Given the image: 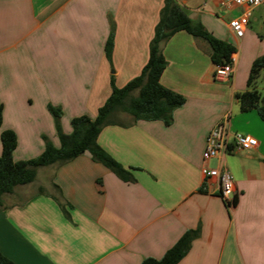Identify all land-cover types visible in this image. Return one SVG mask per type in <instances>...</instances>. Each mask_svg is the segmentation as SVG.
Returning <instances> with one entry per match:
<instances>
[{"label": "crops", "instance_id": "1", "mask_svg": "<svg viewBox=\"0 0 264 264\" xmlns=\"http://www.w3.org/2000/svg\"><path fill=\"white\" fill-rule=\"evenodd\" d=\"M176 2L234 46L231 77L215 79L205 40L174 33L162 44L167 65L159 78L185 97L171 122L133 121L129 115L97 135L133 179L122 180L87 151L38 167L33 181L1 198L0 252L13 264H139L161 257L194 228L198 236L175 264H264V120L255 109L240 111L234 98L247 88L250 65L264 52L262 45H249L248 35L253 11L264 5L252 8L238 39L228 21L243 6L225 10L219 0ZM162 4L0 0V131L16 135L14 160L37 156L44 136L59 145L48 104L60 107L61 129L70 133L71 118L96 115L110 94L112 74L121 87L140 73ZM111 22L108 61L104 43ZM219 123L231 133L253 135L257 146L204 160L206 136ZM221 164L234 182L228 200L220 196L216 178L201 172L204 165Z\"/></svg>", "mask_w": 264, "mask_h": 264}, {"label": "trees", "instance_id": "2", "mask_svg": "<svg viewBox=\"0 0 264 264\" xmlns=\"http://www.w3.org/2000/svg\"><path fill=\"white\" fill-rule=\"evenodd\" d=\"M185 31L194 37L205 40L211 49L210 60L216 67L232 63L231 55L234 46L208 31L202 22L192 20L176 0H163L154 33L148 45V58L140 73L123 86L115 85L113 74L110 76L111 91L104 103L98 107L96 115H79L71 118L70 133H64L60 125L62 111L60 107L48 104L59 145L54 146L47 137H43L44 148L35 157L14 160L13 150L16 146V135L10 129L0 131V205L2 195L10 193L17 185L26 184L35 178L38 167L52 163H62L73 159L83 152H88L91 159L102 163L122 180L133 179L129 170L113 159L97 142V135L107 124L122 123L116 114L123 112L130 115L133 121L161 120L169 124L173 110L182 105L185 97L160 83V75L167 65L162 53V44L174 33ZM114 24L111 22L104 53L111 60L113 50ZM264 70V52L255 57L250 65L246 80V89L236 92L234 98L240 111L255 109L264 120V94L256 88L259 73ZM135 93V94H134ZM3 105L0 103V126L2 123ZM236 199L233 197L232 203ZM199 234V228L187 229L167 248L161 257H145L139 264H175L189 250L191 241ZM0 264L13 262L0 252Z\"/></svg>", "mask_w": 264, "mask_h": 264}, {"label": "built area", "instance_id": "3", "mask_svg": "<svg viewBox=\"0 0 264 264\" xmlns=\"http://www.w3.org/2000/svg\"><path fill=\"white\" fill-rule=\"evenodd\" d=\"M219 5L229 10L236 6L244 8L228 21V27L234 36L242 38L249 22L251 10L259 5H264V0H219ZM232 63L218 65L214 70V77L218 81H227L231 77ZM258 140L251 134L243 132H229L223 124L215 125L207 134L205 147L202 153L203 159L220 158L229 153H239L256 147ZM201 172L205 177L216 178L218 192L224 200H228L234 190V182L231 174L223 164L219 167L204 165Z\"/></svg>", "mask_w": 264, "mask_h": 264}, {"label": "rangeland", "instance_id": "4", "mask_svg": "<svg viewBox=\"0 0 264 264\" xmlns=\"http://www.w3.org/2000/svg\"><path fill=\"white\" fill-rule=\"evenodd\" d=\"M256 17V20L253 19ZM249 45H262L264 46V7L260 6L257 10L253 11L252 18L250 20V27H248ZM256 86L264 94V77H260L256 81ZM135 94V93H134ZM116 118L119 120H128L129 115L123 112H118Z\"/></svg>", "mask_w": 264, "mask_h": 264}]
</instances>
